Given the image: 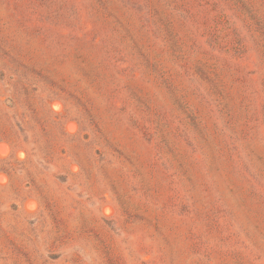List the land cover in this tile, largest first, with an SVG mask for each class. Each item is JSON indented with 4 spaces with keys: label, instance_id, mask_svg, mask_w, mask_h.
<instances>
[{
    "label": "rangeland",
    "instance_id": "obj_1",
    "mask_svg": "<svg viewBox=\"0 0 264 264\" xmlns=\"http://www.w3.org/2000/svg\"><path fill=\"white\" fill-rule=\"evenodd\" d=\"M0 264H264V0H0Z\"/></svg>",
    "mask_w": 264,
    "mask_h": 264
}]
</instances>
